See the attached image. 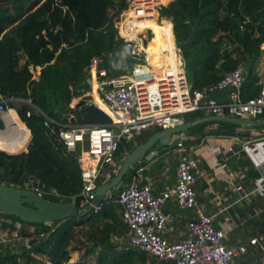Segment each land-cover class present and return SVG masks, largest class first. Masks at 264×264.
<instances>
[{"label": "trees", "instance_id": "16d2710c", "mask_svg": "<svg viewBox=\"0 0 264 264\" xmlns=\"http://www.w3.org/2000/svg\"><path fill=\"white\" fill-rule=\"evenodd\" d=\"M125 6V0H0V92L13 98L8 101L9 107L16 109L11 110L31 132L26 150L0 149L1 182L31 187L30 177L34 176L43 182L41 194L52 200L67 201L81 192L82 179L75 153L54 147L45 133L42 117L27 115L28 105L15 98L30 97L53 116L56 114L53 108L61 95L68 107L73 94L70 84L77 85L85 74L86 88L89 87V74L83 68L93 56L101 58L98 68H104L108 76L131 72L141 58L131 53V46L121 37L120 14ZM159 15L164 18L155 23L156 46L141 48L148 60L157 57L162 62L166 45H177L193 89L215 84L225 72L237 67L241 59L251 65L261 52L264 0H169L160 7ZM168 18L172 20L173 31ZM242 21L243 29L239 27ZM152 22L138 19L124 30V35L135 37L145 24ZM225 39L231 42V47L223 46ZM31 67L40 68L37 77ZM83 102L80 100L76 106ZM188 113L190 120L203 116L200 110ZM210 123L213 122L198 125ZM215 123L216 128L211 130L215 134H233L237 127L231 122ZM157 129L142 131V140ZM134 146L131 138L122 139L116 155ZM131 172L132 168L126 172L125 179ZM52 188L58 192L56 195L49 193ZM116 194L114 191L108 198ZM108 200L96 212L90 211L78 218H61L51 223L56 224L53 227L45 222L39 223L38 229L37 224L26 222L35 225V233L43 231L44 235L31 238L28 247L20 252L9 243H0V264H63L70 258V250L82 248L81 258L69 264H136L143 260V251L119 247L110 239L117 223L111 224L104 218L111 217L114 221L117 218ZM60 221L63 223L57 225ZM76 226L82 233L77 239L80 245L69 250ZM21 233L31 234L26 228ZM93 252H96L95 258L90 260L89 254Z\"/></svg>", "mask_w": 264, "mask_h": 264}, {"label": "built area", "instance_id": "2783aa9c", "mask_svg": "<svg viewBox=\"0 0 264 264\" xmlns=\"http://www.w3.org/2000/svg\"><path fill=\"white\" fill-rule=\"evenodd\" d=\"M168 1L125 0L126 6L120 14L121 28L126 26L128 20L143 19L159 23V9ZM239 27L243 29L244 21ZM146 32H153L150 25L137 32L135 37L121 34L127 45L131 46V53L142 55L144 59L142 63H135L131 72L108 76L104 68H98L101 58L97 56H93L89 65L83 68L84 72L93 74L97 94L117 116L114 118L108 113L110 122L78 123L73 119L74 111L55 117L36 105L30 97L15 98L28 105L27 115L36 114L42 117L45 133L54 147L65 153H75L82 179V196L78 199L80 208L92 204L97 179L104 165L115 164L116 151L123 138L149 128L161 129L177 124L183 113L194 110H200L206 115H230L245 119L264 116V82L256 95L245 97L243 85L246 77L240 66L225 72L213 85L193 89L186 77L181 50L176 46L178 70L155 75L153 66L141 48ZM260 47L264 50V40ZM220 88L228 89L225 101L210 95L211 90ZM11 99L13 98H8L0 92V116L8 112V101ZM90 102V99L84 100L77 108ZM224 138H230L232 142L227 151L215 154V162L219 161L220 155L251 149V139L240 141L239 144L236 135H225ZM175 145L180 157L172 187L156 193L148 182H140L135 173H132L114 199L120 205V218L128 229L129 243L152 254L156 259L155 264H233V257L239 254L243 247L226 245L223 241L226 233L224 226H216L213 214L197 208L193 186L197 159L193 156L183 157V153L187 151L183 139L177 140ZM263 186L264 175L257 182L258 189ZM241 187V184H237L235 188ZM35 190L41 194L43 187H35ZM51 191L57 192L55 188ZM171 197L182 209L196 208V215L187 223L189 236L174 242L158 234L171 219L170 213L161 207L162 203ZM100 207L95 205L93 210L96 211ZM22 228H26L31 234L23 235ZM35 229L34 224H25L20 219L0 215V243L25 241V238H28L29 242L34 236L44 235L43 231L35 233ZM250 242H257V238H251Z\"/></svg>", "mask_w": 264, "mask_h": 264}, {"label": "crops", "instance_id": "0c3cea01", "mask_svg": "<svg viewBox=\"0 0 264 264\" xmlns=\"http://www.w3.org/2000/svg\"><path fill=\"white\" fill-rule=\"evenodd\" d=\"M162 17L164 18V16H160V19ZM168 19L170 23H172V20L170 18ZM155 23L156 22H152L151 24L145 25H150L152 27L153 32L150 33H154L153 36H155ZM133 24L134 22L132 25ZM171 29L173 31V27ZM121 31L124 34V28ZM224 41V47L232 46L228 39ZM172 47V50L177 52L176 46L172 45ZM152 54L156 57L154 53ZM149 62H151V64H160L163 72H176L167 69L164 62H161L157 57L156 60L149 59ZM238 66L242 67L246 77L243 85V95L245 97L256 95L264 82V50L261 49L259 56L251 65L248 66L243 59H241ZM92 85L94 88L93 78ZM227 92V88L214 89L210 91V95L220 101H225L227 99ZM93 94L94 98H96V93L94 92ZM76 104L77 103L70 107L73 109L72 111L66 109L64 113L75 111V109H77ZM14 110L16 111L15 108ZM202 114L203 116L206 115L203 112ZM12 116L15 117V119L10 120ZM1 117L4 120L5 129L0 131V138L6 140V144L10 143V146L15 149L13 152L26 150L27 143L31 137L30 129L20 119L18 114L15 115L12 112L8 117L6 113ZM185 120H190L188 112L182 114L178 123ZM208 122L213 123L207 125H198L200 123L195 124L197 125L196 127H193L195 125L191 126L193 128L190 127L192 130L188 128L183 132L171 136L163 145L156 143L146 152V155L141 161L131 167V174L135 173L140 182H148L152 190L156 193L172 187L176 180V167L180 157L175 142L179 139H183L187 147V151L183 153V157L193 156L197 159V165L194 168L196 178L193 183L196 192L197 208L205 213L213 214L214 224L216 226H224L226 233L223 241L226 245L243 247V250L233 257V264H264V186L261 189L257 188L258 180L264 175V134L259 137L260 139L250 142V150L242 149L235 153L225 154L224 156L220 155L219 161L215 162V154H221L227 151L232 141L230 138H224V134H215L211 132V130L215 129L217 126L215 123L217 122L216 120ZM18 125H22L25 128L21 130L22 133L25 134L23 138L24 142L19 140L22 133L18 131ZM262 125L264 124L251 127L237 125V127L264 130V126L262 127ZM15 126L17 130H15ZM142 131L124 139L128 140L131 138L132 143L137 145L143 141L142 138L144 135L142 133L144 132ZM229 135L238 136L236 133L228 134L227 136ZM250 136L252 135H249V133L243 135L241 138L238 136L239 142L249 139ZM15 143L17 144L16 147ZM129 151L130 149H125L120 155H116L118 167L123 157ZM118 167L112 170L107 168V165H104L101 175L97 179V183L108 180L117 172ZM130 175L127 179L124 177L122 186L117 190H113L112 193L115 191L118 194L119 190L130 179ZM237 184L242 185L241 189L235 188ZM115 197L112 199L107 197L104 200L106 201L109 199L108 201L115 210L117 218L116 221L111 217L104 218L105 221L111 224L115 225L117 223V226L115 225L114 229L111 231L110 239L119 247H133L137 249L129 243L128 229L121 221L120 205L114 200ZM102 203L99 205L102 206ZM161 207L164 211L170 213L171 219L166 227L161 229L158 234L171 242L188 237L189 229L187 223L188 220L196 215V208L182 209L172 197L167 198L162 203ZM230 207L233 209L229 210ZM91 211L94 210L92 209ZM253 237L257 238V242H250V239ZM137 250L143 251L140 249ZM143 252L144 259L138 260L136 264L156 263V259L152 254L147 251Z\"/></svg>", "mask_w": 264, "mask_h": 264}, {"label": "water", "instance_id": "95a60500", "mask_svg": "<svg viewBox=\"0 0 264 264\" xmlns=\"http://www.w3.org/2000/svg\"><path fill=\"white\" fill-rule=\"evenodd\" d=\"M192 87V84L190 83ZM73 119L78 123H107L111 117L95 102H90L73 112ZM225 121L242 127L264 124V116L258 119H245L230 115H205L191 120L155 130L145 141L135 145L122 159L117 172L108 180L97 183L95 198L92 204L84 208L78 206L77 200L82 193H77L70 200H52L39 194L35 187H43V182L31 176V187H16L0 181V210L6 214L17 216L28 223H45L61 218H78L87 215L95 205L101 204L113 190L119 189L124 181L126 172L137 162L141 161L146 152L156 143L163 145L173 135L183 132L191 126L205 121ZM5 129V123L0 116V131ZM17 152V151H16ZM233 208L230 207L229 210Z\"/></svg>", "mask_w": 264, "mask_h": 264}, {"label": "rangeland", "instance_id": "374dc122", "mask_svg": "<svg viewBox=\"0 0 264 264\" xmlns=\"http://www.w3.org/2000/svg\"><path fill=\"white\" fill-rule=\"evenodd\" d=\"M117 1V0H116ZM148 24H150V23H148ZM130 25H132V23H130L129 25H126L125 27H124V30H126L127 29V27L128 26H130ZM145 25H147V24H145ZM145 27H147V26H145ZM144 27V28H145ZM143 28V29H144ZM153 34L154 33H149V32H146V34L143 36V39H144V45L147 47V48H149V49H152L153 47H155L156 46V42L153 40ZM152 35V36H151ZM168 44H170V45H172L171 43H168ZM175 46H177V45H175ZM224 46V45H223ZM172 46H168V48H167V45H166V52L167 51H169V50H172ZM177 48V47H176ZM165 52V53H166ZM140 60H139V63H142V62H144V60H143V56L142 55H140ZM32 71H33V73H34V76L35 77H37V75H38V72H39V67H36V68H30ZM153 72H154V74L156 75H158L159 73H164L163 71H162V69L161 68H158V67H155V66H153ZM261 72V71H260ZM93 73V72H92ZM89 74V73H88ZM84 76L86 77V75L84 74ZM83 76V78L80 80V82L77 84V85H72V84H70L69 85V89H70V91L73 93L72 94V96H71V99H70V101L68 102V104H67V106L68 107H66L65 106V102H64V99H63V95H61L59 98H58V105L57 104H55V106H54V108H53V106L52 105H50V106H52V107H50V108H53V112L54 113H56V114H53V116H55V117H58V116H60V115H62L64 112H65V108H70V107H72V106H74V104L75 103H78L80 100H87V99H91L92 101H94L93 100V98H92V95H91V91L94 93V88H93V85H92V78H93V74H89V78H88V82H89V87L88 88H86V82H85V77ZM264 78V77H263ZM262 78V79H263ZM79 93V94H78ZM16 101H17V99H16ZM18 101H20V100H18ZM13 108V107H12ZM153 128H149V129H147V130H152ZM249 133V135H252V136H250V138L249 139H251V141H253V140H256V139H260L259 137H261L263 134H264V130L263 129H255V128H238V127H236L235 129H234V133H236V134H238V136L241 138L243 135H246L247 133ZM124 139V138H123ZM240 143V142H239ZM241 144V143H240ZM0 149H4L5 151H9V152H13V150H15V149H13L11 146H7L6 148H0ZM18 152V151H17ZM115 167H118V161H116L115 162V164H111V165H107V168H110V169H115ZM43 191V190H42ZM50 194H52V195H56V193H58V192H49ZM7 215V216H9V217H11V218H15V217H12L11 215H8V214H6V213H3V212H1L0 211V215ZM56 221V220H55ZM52 222H54V221H51V222H47L49 225H52V227L53 226H56V224H51ZM61 223H63L62 221H60V222H57V225H60ZM25 224H28V223H26L25 222ZM36 225V224H35ZM39 224H37V228L39 229ZM74 231H75V236H74V238L70 241V246H69V250H70V248H71V246H75V245H80V242H79V240H77L78 238H81L82 237V233L80 232V227H78V226H76L75 228H74ZM27 239L28 238H25V241H23V242H21V240H12V241H10V245H12L13 246V248L14 249H16L17 250V252H20L22 249H25L26 247H28V242H27ZM98 250V248L95 250V251H97ZM83 251H84V249L82 248L81 250H75V251H73V250H70V258L67 260V261H64V263L63 264H69V263H71L72 261H76V260H78V259H80L81 258V255H82V253H83ZM95 253L96 252H93V253H90L89 254V259L90 260H94V258H95ZM34 255L35 256H37V257H43L41 254H39V253H34Z\"/></svg>", "mask_w": 264, "mask_h": 264}, {"label": "bare ground", "instance_id": "6f19581e", "mask_svg": "<svg viewBox=\"0 0 264 264\" xmlns=\"http://www.w3.org/2000/svg\"><path fill=\"white\" fill-rule=\"evenodd\" d=\"M138 20V19H137ZM137 20H128V23L126 24V25H128V24H130V23H133V22H136ZM146 54V53H145ZM163 62H164V65H165V67L167 68V69H169V70H173V71H177L178 70V63H179V60H178V54H177V52L176 51H168V52H166L165 54H164V56H163ZM150 64H151V62H150ZM152 66H155V67H158V68H161V66H160V64H156V63H154V64H151ZM94 92L96 93V98H94V94H93V92H91V94H92V98H93V100H94V102L97 104V105H99L103 110H105L106 112H108L109 114H111L114 118H117V116L110 110V108L105 104V102L99 97V95L97 94V92H96V87H95V82H94ZM12 108L10 107L9 109H8V112H7V116L9 117V115H11V113H12V110H11ZM12 119H15V117H11L10 118V120H12ZM22 129H25L22 125H18V131L20 132ZM15 130H17V128H16V126H15ZM24 131V130H23ZM21 133H22V131H21ZM20 134V133H19ZM24 133H22L21 135H20V137H19V140L21 141V142H24L23 141V138H24ZM6 140H2L1 138H0V148H6L7 146H10V143L9 144H6ZM20 144V143H19ZM17 146V144L15 143V147ZM20 146H22V145H20Z\"/></svg>", "mask_w": 264, "mask_h": 264}]
</instances>
